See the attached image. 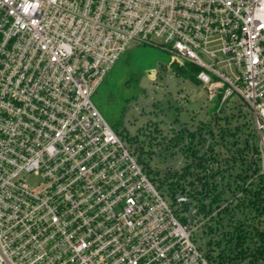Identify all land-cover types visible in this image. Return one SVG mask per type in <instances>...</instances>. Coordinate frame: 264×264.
<instances>
[{"label": "built area", "instance_id": "obj_1", "mask_svg": "<svg viewBox=\"0 0 264 264\" xmlns=\"http://www.w3.org/2000/svg\"><path fill=\"white\" fill-rule=\"evenodd\" d=\"M142 44L197 66L220 107H247L237 144L214 123L157 127L174 197L92 102ZM259 180L264 0H0V264H264V216L245 198Z\"/></svg>", "mask_w": 264, "mask_h": 264}, {"label": "rangeland", "instance_id": "obj_2", "mask_svg": "<svg viewBox=\"0 0 264 264\" xmlns=\"http://www.w3.org/2000/svg\"><path fill=\"white\" fill-rule=\"evenodd\" d=\"M185 63L188 62L158 46L132 45L92 97V102L113 131L119 133L136 158L152 171L161 172L171 162L168 156H160L159 163L154 156L158 148L156 142L164 141V134H155L157 127L168 133L176 124H187L189 130H197L203 124L201 130H205V125L214 123L212 126L228 127L234 138L241 132L251 134L248 122L246 126L238 128L237 115L247 108L243 99L235 94L220 107L219 100L208 99L206 91L199 89L190 76H179L173 70L175 66ZM246 120L242 116L240 123ZM153 124L155 127H152ZM151 138L154 143H150ZM160 146L159 151H162L164 146ZM26 181L33 187L42 182L31 175L26 176ZM166 200L173 204L171 198L166 197ZM201 234L202 230L195 233L197 237ZM208 240L209 237H204L203 242L199 243L201 250H205Z\"/></svg>", "mask_w": 264, "mask_h": 264}, {"label": "trees", "instance_id": "obj_3", "mask_svg": "<svg viewBox=\"0 0 264 264\" xmlns=\"http://www.w3.org/2000/svg\"><path fill=\"white\" fill-rule=\"evenodd\" d=\"M173 70H175L176 74L179 76H182V77L190 76L193 79V81L195 82V84H197L198 86L200 85L198 80H197V73L200 71V69L197 66L191 64L190 62L185 63V64H179V65L175 66V68ZM238 116L239 115H237V117ZM177 121H178V119H177ZM153 126H154V124H153ZM202 126H203V124H201L198 129H203ZM210 127H211V123H209L208 125H205V128L209 129ZM238 128L240 129V126H238ZM149 129L151 130L150 126H149ZM155 131H156L155 134L157 136L159 134H162V132L160 130L158 131L157 129H155ZM158 132H160V133H158ZM230 134L233 135V133H231L230 129L224 128L222 133H221L223 140H225V138ZM242 134H243V132H241V135ZM148 135H149V133H148ZM241 135L236 136V138H238L236 140V144L239 142V138H241ZM194 138H195V135L192 136V139H194ZM180 139H181V137H179V140ZM165 141H167V137H165ZM150 143H154L153 138H151ZM156 145L158 146V143H156ZM139 149L142 152V148L139 147ZM140 158H142L141 155H140ZM145 166H146V168L150 174V177H152V180L158 186V188H161V187L165 188L167 190V192H169L170 197H174L176 194L175 190H176V182H177L175 179L176 178L175 172L171 171L170 169H165V170L163 169V170H161V172L159 170H154L155 171L154 172L149 168V166H147V165H145ZM245 198L248 199V204L250 205L251 211L255 210L256 214H260V215L264 216V180L257 181L255 187L246 191V197ZM263 239H264V237H263ZM212 250L209 249V251H208L209 252L207 255L208 260H210L211 262H215L216 260H218V258H222L221 256L217 257L216 255H214ZM239 258H243V256L239 255L236 257H232V258H230V260L231 261H233V260L237 261V260H239Z\"/></svg>", "mask_w": 264, "mask_h": 264}, {"label": "crops", "instance_id": "obj_4", "mask_svg": "<svg viewBox=\"0 0 264 264\" xmlns=\"http://www.w3.org/2000/svg\"><path fill=\"white\" fill-rule=\"evenodd\" d=\"M198 88H199V89H202V88L200 87V85L198 86Z\"/></svg>", "mask_w": 264, "mask_h": 264}]
</instances>
